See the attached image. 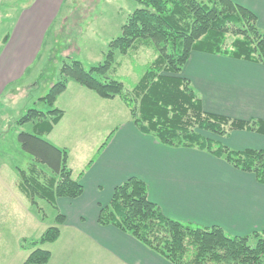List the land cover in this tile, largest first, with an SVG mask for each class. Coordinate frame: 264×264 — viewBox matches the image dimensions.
<instances>
[{
	"label": "crops",
	"instance_id": "0c3cea01",
	"mask_svg": "<svg viewBox=\"0 0 264 264\" xmlns=\"http://www.w3.org/2000/svg\"><path fill=\"white\" fill-rule=\"evenodd\" d=\"M232 1L253 12L264 33V0ZM68 2L0 0V102L9 93L16 91L18 96L30 98L39 89L48 64V56L44 59L43 55L51 51L67 17L76 13L65 9ZM182 76L200 98L206 114L264 122V65L197 51ZM47 89L43 92H49ZM107 102L115 99H101L70 81L55 102L64 115L44 138L68 150L73 178L84 190L77 199L56 200L55 210L64 223L59 226V239L48 244L53 264H171L130 234L99 223L101 209L110 205L115 189L131 178L147 185L149 200L167 218L203 228L219 227L237 237L264 231V185L253 174L239 171L206 151L165 146L142 133L131 114L122 126L106 125L104 135L108 129L114 131L94 156L100 140L81 141L77 133L110 109ZM222 142L235 151H264L263 133L234 131ZM0 179L7 183L1 171ZM13 184L19 194L16 201L37 221L19 188L20 178Z\"/></svg>",
	"mask_w": 264,
	"mask_h": 264
},
{
	"label": "trees",
	"instance_id": "16d2710c",
	"mask_svg": "<svg viewBox=\"0 0 264 264\" xmlns=\"http://www.w3.org/2000/svg\"><path fill=\"white\" fill-rule=\"evenodd\" d=\"M135 2L139 7L122 26L120 36L109 42L103 62L86 68L79 60L68 59L59 69L58 81L40 100L50 110L30 109L16 121L18 126L33 125L32 133L19 134L21 148L33 162L27 170L16 169L19 188L34 210H41L38 201L56 209L57 199H77L83 194V186L73 178L68 150L44 138L64 115L55 102L69 81L101 99L120 98L137 128L159 143L206 151L253 174L264 185V151H235L210 138L225 139L234 131L264 134V122L206 114L182 76L197 51L264 65V33L257 16L232 0ZM145 49L155 58L138 83L126 91L124 83L112 76L120 65L117 57ZM55 222L39 239L22 240L24 249H32L25 264L49 263L51 253L41 247L59 239L64 217L57 214ZM99 223L130 234L171 264H264V231L237 237L219 227L203 228L167 218L149 200L147 185L137 178L115 189L110 205L101 209Z\"/></svg>",
	"mask_w": 264,
	"mask_h": 264
},
{
	"label": "rangeland",
	"instance_id": "374dc122",
	"mask_svg": "<svg viewBox=\"0 0 264 264\" xmlns=\"http://www.w3.org/2000/svg\"><path fill=\"white\" fill-rule=\"evenodd\" d=\"M138 7L135 0H69L65 9L76 13L67 17L61 33L56 34L59 38L54 40L51 51L43 55L44 59L48 56V64L46 73L39 81V89H36L33 97L30 98L18 96L15 91L9 93L8 98L1 99L0 171L4 173L7 183L4 185L0 181V264H25L32 249H24L22 239L40 238L46 229L55 226V218L58 214L54 207L44 201H38L40 211L32 209L30 205L31 213L38 219L36 221L27 216V212L15 199V195L19 194L13 182H17L20 178L16 168L27 170L33 162L32 157L22 150L19 143V134L32 133L33 125L29 123L18 126L16 121L33 108L47 111V106L38 103V100L48 93L43 92L45 87L49 91L58 81L59 69L68 59L79 60L86 68L103 62L109 42L120 36L122 26ZM154 58L152 52L146 49L134 55H118L117 61L120 65L112 76L122 81L125 90L130 91L140 80L145 67ZM107 105L110 107L109 110L96 115L94 124H88L77 133L81 141L100 140L101 143L94 147V156L97 148L106 143L105 138L114 131L108 129V135H104L107 130L106 125L115 128L130 120V112L120 98H116L115 102H107ZM210 138L222 142L219 137L210 136ZM44 169L48 172L46 168ZM27 218L29 221L25 222ZM41 249L50 250V246L45 244ZM50 263L53 264L52 261Z\"/></svg>",
	"mask_w": 264,
	"mask_h": 264
}]
</instances>
